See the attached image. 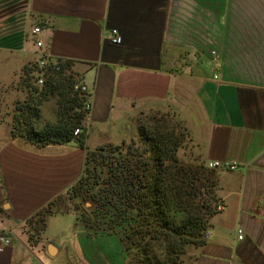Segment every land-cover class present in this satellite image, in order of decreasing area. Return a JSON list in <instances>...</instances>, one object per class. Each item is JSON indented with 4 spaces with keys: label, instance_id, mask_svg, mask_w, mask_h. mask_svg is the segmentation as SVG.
Returning <instances> with one entry per match:
<instances>
[{
    "label": "crops",
    "instance_id": "obj_1",
    "mask_svg": "<svg viewBox=\"0 0 264 264\" xmlns=\"http://www.w3.org/2000/svg\"><path fill=\"white\" fill-rule=\"evenodd\" d=\"M36 40L89 87V147L127 142L145 113L167 110L188 125L206 163H237L217 170L224 209L194 264H264V0H0V77L8 78L0 87L36 69ZM8 126L0 132V235L11 230L12 244L0 264L13 256L18 264H111L92 247L88 258L73 212L50 216L42 240L30 242L28 221L79 179L86 151L76 141L38 148Z\"/></svg>",
    "mask_w": 264,
    "mask_h": 264
},
{
    "label": "trees",
    "instance_id": "obj_2",
    "mask_svg": "<svg viewBox=\"0 0 264 264\" xmlns=\"http://www.w3.org/2000/svg\"><path fill=\"white\" fill-rule=\"evenodd\" d=\"M61 68L58 81L39 94L33 86L37 68H26L20 79L27 97L15 106L11 135L38 148L76 141L86 151L84 168L64 194L28 221L30 242H39L50 216L73 212L93 243L118 241L122 264H188L190 249L206 244L204 235L218 213V169L208 168L205 160L195 168L180 159L183 132L156 115L140 118L137 139L89 147L87 98L73 91L77 79ZM54 94L57 121H43L41 106ZM77 128L81 133L75 135Z\"/></svg>",
    "mask_w": 264,
    "mask_h": 264
},
{
    "label": "rangeland",
    "instance_id": "obj_3",
    "mask_svg": "<svg viewBox=\"0 0 264 264\" xmlns=\"http://www.w3.org/2000/svg\"><path fill=\"white\" fill-rule=\"evenodd\" d=\"M6 79L8 78H1L0 80L6 82L7 81ZM20 85H21V79L17 77L11 84L7 85L6 87L5 86L0 87V132L2 133L9 131L8 124L11 126L12 116L18 101H23L27 97V95L21 94V97L18 98V87ZM58 100L59 97L56 96L55 94L45 99L44 102L46 104V111L44 115H42L43 121H48L52 123L57 121ZM152 115H156L159 118H166V120L170 122L171 126H175L177 128L178 132H183L184 134V136L182 137L183 147L179 151L178 157L188 164L191 163L193 167L199 168L202 161H204V159L200 151V147L198 143L194 140L191 130L188 127V125L185 123V121L182 120L181 118L176 117L175 113H173L172 111H167V110L160 112L145 113V115H143L141 119L147 120V118ZM109 128L110 126L108 127V129ZM87 132L88 133L90 132L89 126L87 127ZM91 132H94V128H92ZM137 136L138 134H136V136L133 139H137ZM131 140L127 142H130ZM96 143H97V136H93L92 134L89 140V144L94 145ZM60 226L67 228L69 227V223L66 220L64 221L62 220ZM26 227H30V225L27 224ZM40 240H42L41 236L39 238V241ZM86 240L87 243H86L85 251L88 254V258L90 255V247H92L93 248L92 251H96L97 254L101 252V255L105 254L108 258H110V261H112L111 264H118V263L120 264V258L123 257V253L121 250L122 248L119 247L118 241L115 238L110 237V238L95 240L94 243H92L91 238L87 237ZM197 252H198V248L190 249L187 255L188 264L194 261ZM12 263L18 264L17 256H13ZM53 264H66V263L56 261ZM70 264L72 263L70 262ZM104 264H105V260H104ZM107 264L110 263L108 262Z\"/></svg>",
    "mask_w": 264,
    "mask_h": 264
},
{
    "label": "built area",
    "instance_id": "obj_4",
    "mask_svg": "<svg viewBox=\"0 0 264 264\" xmlns=\"http://www.w3.org/2000/svg\"><path fill=\"white\" fill-rule=\"evenodd\" d=\"M34 33L38 34L41 32L40 27L34 28ZM110 40L113 44H121L122 37L120 36L119 32L117 30H112L110 34ZM37 48L40 50V58L37 61V71L35 73V79L33 82L34 88L37 89V94L41 93L44 87L48 83H54L55 81H58V79L61 77V63L59 61L54 60L49 52H47L44 49V44L41 40H36L35 42ZM214 55L216 54L215 51L212 52ZM216 69H219L221 67L220 63H216L215 65ZM215 78H218V75L214 76ZM72 89L74 92L78 93L80 96H84L87 98V101L85 102V110L90 111L91 110V104L89 102V87L86 83H84L81 80H76L74 83H72ZM81 133V130L77 128L74 132L75 135H78ZM208 168L210 169H228V170H236L238 168L237 163H222L219 161L209 162ZM218 211H221L224 209V204L222 202L219 203L217 207ZM238 239L242 240L244 238V231L243 229H238ZM211 236V231L207 230L204 238L206 240H209ZM12 244V231L7 230L3 232L0 235V252L3 253L5 250Z\"/></svg>",
    "mask_w": 264,
    "mask_h": 264
},
{
    "label": "water",
    "instance_id": "obj_5",
    "mask_svg": "<svg viewBox=\"0 0 264 264\" xmlns=\"http://www.w3.org/2000/svg\"><path fill=\"white\" fill-rule=\"evenodd\" d=\"M54 253H55L54 246H51V247H50V254L53 256Z\"/></svg>",
    "mask_w": 264,
    "mask_h": 264
}]
</instances>
